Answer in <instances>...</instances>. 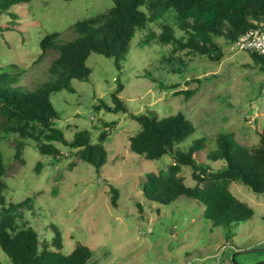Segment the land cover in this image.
Returning <instances> with one entry per match:
<instances>
[{
    "label": "rangeland",
    "instance_id": "374dc122",
    "mask_svg": "<svg viewBox=\"0 0 264 264\" xmlns=\"http://www.w3.org/2000/svg\"><path fill=\"white\" fill-rule=\"evenodd\" d=\"M113 7L111 0H31L12 8L10 14L0 16V25L19 26L0 32V65L5 70L16 66L25 73L20 83L34 86L36 77L45 79L41 72L58 55L49 50L41 58L40 41L55 32L62 40L72 37L76 23ZM167 21L174 26L172 19ZM159 33L158 22L137 31L119 66L114 58L92 54L90 80L75 81V93L52 97L61 115L57 126L69 139L82 130L98 139L105 128L102 121L114 123L105 144L104 165H90L76 150L61 144L59 162L41 155L33 143L15 158V135L0 133L6 201L19 204L31 199L34 207L25 212L28 221L41 234L48 225L57 226L65 254L78 243L89 247L93 253L89 264H264V194L233 183L232 193L253 209L254 216L222 228H214L204 218L205 207L197 201L179 197L163 206L144 197L146 176L165 171L171 160L164 156L151 161L130 150V137L140 130L130 114L151 113L161 120L183 113L196 129L186 147L202 140L207 149L196 158L214 170L224 163L207 161L206 153L216 149L219 134H233L239 144L252 147L264 130V71L250 53L223 43L230 50L219 62L187 57L185 52L171 55V47L158 42ZM181 59L186 63L183 67ZM120 86L116 101L112 95ZM182 91L195 94L189 99L176 94ZM102 103L123 106L126 112H108ZM192 172L190 167L182 168L188 186L195 185ZM111 186L119 191L118 207L112 204ZM0 264H9L1 249Z\"/></svg>",
    "mask_w": 264,
    "mask_h": 264
},
{
    "label": "trees",
    "instance_id": "16d2710c",
    "mask_svg": "<svg viewBox=\"0 0 264 264\" xmlns=\"http://www.w3.org/2000/svg\"><path fill=\"white\" fill-rule=\"evenodd\" d=\"M30 1L0 0V16ZM111 1L114 7L107 13L76 23L73 38L68 36L62 40L61 34L55 32L40 41L41 58L47 56L49 50H56L58 55L51 60L49 68L41 72L45 79L36 77L34 86L20 83L25 73H20L16 66L5 70L6 67L0 65V133L15 135V158L21 156L25 146L33 143L41 155L59 162L61 151L57 145L61 144L71 151L76 150L77 156L90 165L105 164V144L114 123L102 121L109 129L104 128L98 139L88 130L69 139L57 126L61 115L52 101L53 96L64 91L75 93V81L90 80L92 71L88 61L92 54L114 58L119 66V58L128 54L137 31L158 22V42L170 46L171 55L185 52L187 57L203 56L219 62L226 50H230L223 48V43L232 46L243 34L264 22V0ZM168 17L174 26L169 24ZM18 26L16 22L4 23L0 25V32ZM250 54L264 71V56ZM169 61L167 58L166 62ZM185 64L181 59L180 65ZM121 88L112 95L116 101ZM176 94H186L189 99L195 91ZM101 107L112 113L126 112L123 106L110 108L102 103ZM130 115L140 125L139 132L130 137V150L151 161L164 156L171 160L165 171L149 174L144 179L142 190L148 201L163 206L173 204L179 197L197 201L205 207L203 216L214 228L253 218V209L232 193L231 185L237 182L256 194H264V130L259 131L258 145L252 147L239 144L233 134H219L216 149L206 153L207 161L224 163L214 170L209 165L202 166L196 158L199 151L207 149L202 140L186 147L196 129L183 113L161 120L151 113ZM183 167L192 169L194 186L185 184L181 176ZM111 189L112 204L118 207L119 191L114 186ZM6 190V167L0 152V249L9 264L90 263L93 253L89 247L78 243L71 253L65 254L60 229L50 224L41 234L26 218L25 212L34 207L32 200L19 204L7 202Z\"/></svg>",
    "mask_w": 264,
    "mask_h": 264
},
{
    "label": "built area",
    "instance_id": "2783aa9c",
    "mask_svg": "<svg viewBox=\"0 0 264 264\" xmlns=\"http://www.w3.org/2000/svg\"><path fill=\"white\" fill-rule=\"evenodd\" d=\"M232 47L238 51L264 56V22L243 34Z\"/></svg>",
    "mask_w": 264,
    "mask_h": 264
}]
</instances>
